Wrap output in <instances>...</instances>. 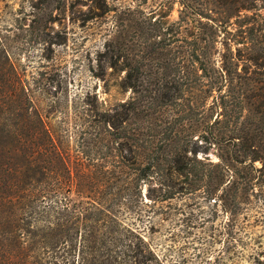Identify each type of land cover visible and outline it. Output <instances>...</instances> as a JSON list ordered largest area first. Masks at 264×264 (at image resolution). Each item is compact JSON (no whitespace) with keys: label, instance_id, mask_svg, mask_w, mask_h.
<instances>
[{"label":"rangeland","instance_id":"rangeland-1","mask_svg":"<svg viewBox=\"0 0 264 264\" xmlns=\"http://www.w3.org/2000/svg\"><path fill=\"white\" fill-rule=\"evenodd\" d=\"M236 4L0 0V170L48 190L70 170L62 197L93 210L94 235H137L147 264H264V0ZM114 111L118 128L104 116ZM162 138L196 161L136 178L141 144ZM129 256L101 245L52 264Z\"/></svg>","mask_w":264,"mask_h":264},{"label":"trees","instance_id":"trees-1","mask_svg":"<svg viewBox=\"0 0 264 264\" xmlns=\"http://www.w3.org/2000/svg\"><path fill=\"white\" fill-rule=\"evenodd\" d=\"M236 1V12L245 9L248 7L247 5L254 2V0ZM189 9L191 10L190 15L201 17L199 12L192 8ZM196 37H198L196 34L192 36V38ZM204 48L205 44L199 46L200 54L204 53ZM191 53L197 58L193 51ZM196 68L204 72L202 66ZM221 81L222 86L227 82L225 73L221 77ZM217 89L219 90L220 86ZM222 96L220 95L218 98L221 99ZM119 114L120 112L117 111L104 113V116L108 117L107 122L111 127L114 128L117 125ZM206 149L203 150V153H206ZM140 153L136 174V178L140 180L150 176L151 169L158 166L159 163H166L175 172L188 173L193 165L192 161L197 159H195L196 149H189L177 140L172 141L166 138L157 141L146 139L141 144ZM190 154L193 159L189 156ZM119 155L118 157L123 161L130 160L128 155ZM207 163L211 164L210 161ZM109 172L113 175L114 170ZM74 176L78 181H82L85 178V172L82 168H78L75 170ZM29 177L30 175L24 174L17 180L7 169L0 170V231L6 234L3 239L8 240L7 243L1 244L4 247L0 252V264H52L55 263L54 261L59 255L73 252L74 248L81 252H90L101 245L116 247L119 244L130 254L128 264H147L140 254L144 244L137 235L129 232L133 240L128 236L121 238L119 234L94 235L92 233L94 224L89 222L95 220L92 217L93 210L84 206L73 209V202L65 196L62 197L63 192L70 191L73 186V172L68 169H64L60 173L57 172L56 184L52 190L44 188L38 181L29 184L26 181ZM74 188L79 197L90 198L87 194L88 188L83 184L77 182ZM58 196L62 199L57 198ZM44 198L50 199L47 203L45 202V206L35 209V202H40ZM93 203L90 202V205L99 211L95 206L97 203ZM61 260L62 257H60ZM82 260L83 258H81L80 264H82ZM103 262L100 260L99 264Z\"/></svg>","mask_w":264,"mask_h":264}]
</instances>
